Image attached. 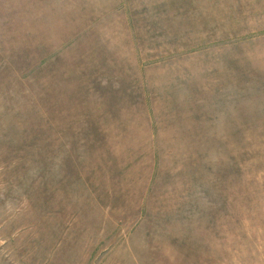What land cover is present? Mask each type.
I'll use <instances>...</instances> for the list:
<instances>
[{"label":"rangeland","instance_id":"1","mask_svg":"<svg viewBox=\"0 0 264 264\" xmlns=\"http://www.w3.org/2000/svg\"><path fill=\"white\" fill-rule=\"evenodd\" d=\"M0 264H264V0H0Z\"/></svg>","mask_w":264,"mask_h":264}]
</instances>
